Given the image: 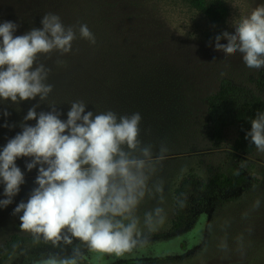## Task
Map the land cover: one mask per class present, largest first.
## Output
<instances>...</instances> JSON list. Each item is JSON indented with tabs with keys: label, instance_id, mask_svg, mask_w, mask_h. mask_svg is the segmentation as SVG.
Returning a JSON list of instances; mask_svg holds the SVG:
<instances>
[{
	"label": "trees",
	"instance_id": "obj_1",
	"mask_svg": "<svg viewBox=\"0 0 264 264\" xmlns=\"http://www.w3.org/2000/svg\"><path fill=\"white\" fill-rule=\"evenodd\" d=\"M184 1L213 24L221 25L229 18L230 12L223 0ZM139 9L147 13L144 0L41 1L33 28L41 29L42 17L49 13L55 14L65 28L74 29L76 39L67 54L54 50L49 54L38 55L36 63H43L51 69L47 83L53 85V91L45 101L41 102L39 97L18 104L0 100V150L9 139L22 131L24 117L33 106L39 104L37 113L51 111L49 106H56L63 113L61 119L66 120L70 104L74 101H83L87 105L86 111L94 113L112 111L118 117L139 113L142 117L139 124L142 144L152 145L153 148L163 145L170 149L164 145L168 139L165 134H174V129L181 131V128L178 122L163 117L164 107L160 98L168 94L175 95L176 88L168 86L170 78L166 73V55L159 42L147 35L148 20H141L143 17ZM81 24H86L94 35V44L80 37ZM157 81L164 86L155 89L154 83ZM257 83L263 89L264 76ZM258 110L264 111V97L230 80L221 81L219 89L206 99L204 130L214 149L223 148L227 142V132L236 130L237 137L227 167H219L214 175L204 179L181 161L168 166L159 163L149 187L159 183L162 192L157 193L153 189L138 208L137 215L143 230L138 245L174 240L178 235L192 231L202 215H207L210 220L221 207L235 203L243 194L263 185V177L245 166L246 157L253 155L256 148L250 144V138L245 137L251 130V119L255 118ZM27 123L34 126L36 121ZM150 128V132H147ZM159 132L164 134L158 135ZM30 160L18 158L16 165L25 167ZM38 168L39 165L32 171ZM22 172L30 173L27 170ZM24 180L12 204L7 209L0 208L1 212L16 219L19 217L13 216L14 209L21 201L27 202L30 193L37 187L35 179ZM157 206L164 209V223L148 231L143 227L144 212ZM74 247L80 251L76 257L77 264H88L89 260L82 252L90 249L78 241L73 245L62 242L53 244L43 238L37 239L31 233L12 234L0 245V264H36L52 259L59 261L71 258ZM177 257L118 264H171Z\"/></svg>",
	"mask_w": 264,
	"mask_h": 264
},
{
	"label": "clouds",
	"instance_id": "obj_2",
	"mask_svg": "<svg viewBox=\"0 0 264 264\" xmlns=\"http://www.w3.org/2000/svg\"><path fill=\"white\" fill-rule=\"evenodd\" d=\"M41 24V29L14 35L16 23H0V100L18 104L39 97L43 102L53 91L47 83L51 69L36 63L38 55L54 50L69 53L76 33L55 14L43 16ZM233 27L234 34L225 31L215 37V49L225 56L239 52L250 69L264 68V4L241 16ZM79 34L95 43L86 24L79 26ZM222 39L227 44H221ZM38 107L28 110L22 131L0 150V182L6 197L0 200V208L12 204L25 182L16 160L31 158L25 167L31 172L39 165L37 187L12 213L19 216L23 231L53 244L78 241L98 253L120 256L130 252L143 236L137 215L140 204L153 189L162 192L159 183L150 188L149 182L167 148L161 145L154 153L152 145L142 144L139 113L119 117L112 111L94 113L86 111L83 101H74L67 119L62 120L63 113L56 106L37 113ZM33 120L36 123L30 126L27 121ZM250 123L245 138L264 152V111L258 110ZM259 204L257 200L254 206ZM164 220V209L157 206L144 212L143 227L152 231ZM79 255V248L74 247L71 258L44 264H77Z\"/></svg>",
	"mask_w": 264,
	"mask_h": 264
},
{
	"label": "rangeland",
	"instance_id": "obj_3",
	"mask_svg": "<svg viewBox=\"0 0 264 264\" xmlns=\"http://www.w3.org/2000/svg\"><path fill=\"white\" fill-rule=\"evenodd\" d=\"M41 1L0 0V23H16L18 29L14 35H23L33 28ZM223 1L230 14L221 25L210 22L184 0H144L147 13L139 9L141 20H148L147 35L159 42L166 55L168 86L176 88L175 95L168 94L160 101L164 107L163 117L178 122L181 131L174 129V134H165L168 139L164 145L170 149L160 163L168 166L181 161L204 179H209L219 167L228 165L237 137L236 130L230 129L223 148H212L204 130L207 97L219 89L224 79L264 97V88L257 83L264 76V68L250 69L243 63L239 52L225 56L215 49V37L225 31L234 34V22L264 4V0ZM220 43L227 44V40L222 39ZM162 86L159 81L154 83L155 89ZM161 134L164 133H158ZM159 148L154 147L153 152L158 153ZM245 166L264 179V152L255 148L253 155L246 157ZM20 168L21 171L27 170L26 167ZM32 172L24 174V178L36 179L38 170ZM1 183L0 200H3L6 197ZM257 200L259 207L254 206ZM210 220L207 215H202L192 231L171 241L137 245L120 256L92 250L82 254L88 258V264H118L177 255L178 259L171 264H264V183L240 196L235 203L218 209ZM19 223V218L0 211V245L12 234H30L23 231Z\"/></svg>",
	"mask_w": 264,
	"mask_h": 264
}]
</instances>
